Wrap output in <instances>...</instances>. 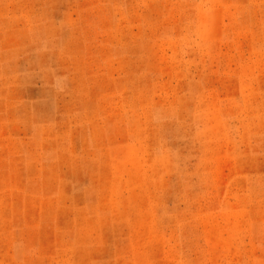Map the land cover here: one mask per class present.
<instances>
[{"label":"rangeland","instance_id":"1","mask_svg":"<svg viewBox=\"0 0 264 264\" xmlns=\"http://www.w3.org/2000/svg\"><path fill=\"white\" fill-rule=\"evenodd\" d=\"M0 264H264V0H0Z\"/></svg>","mask_w":264,"mask_h":264}]
</instances>
